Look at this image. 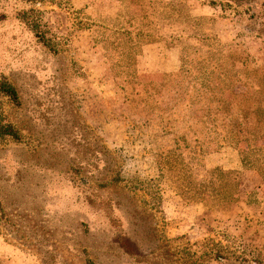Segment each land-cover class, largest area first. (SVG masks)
<instances>
[{
	"label": "rangeland",
	"instance_id": "obj_1",
	"mask_svg": "<svg viewBox=\"0 0 264 264\" xmlns=\"http://www.w3.org/2000/svg\"><path fill=\"white\" fill-rule=\"evenodd\" d=\"M150 1L119 7L71 0L69 21L54 6L33 5L55 35L59 51L52 54L20 18L30 6L0 0V83L17 95L14 104L0 92V125L19 136L0 137V264H264V221L253 222L248 207L264 203V168L249 161L255 147L238 149L240 203L227 212L183 202L169 173L158 170L156 153L171 149L173 129L184 125L172 120L189 110L182 90L152 96L162 64L177 52L159 39L141 46L129 61L125 90L117 68L121 35L110 29L121 11L132 31L150 18ZM179 1L187 17L169 33L181 29L195 47L189 38L202 31L264 59V0ZM98 19L104 30L75 24ZM245 91L234 83L218 95L228 101ZM176 146L187 154L182 141ZM119 178L137 183L128 189Z\"/></svg>",
	"mask_w": 264,
	"mask_h": 264
},
{
	"label": "trees",
	"instance_id": "obj_2",
	"mask_svg": "<svg viewBox=\"0 0 264 264\" xmlns=\"http://www.w3.org/2000/svg\"><path fill=\"white\" fill-rule=\"evenodd\" d=\"M22 1L30 6L19 14L24 25L39 44L56 54L59 50L55 35L46 28L42 19L44 11L32 6H54L63 11L68 19L72 9L71 0ZM109 3L121 7L124 0H109ZM90 5L85 3L83 7L89 8ZM109 8L112 6L109 5ZM174 8L176 14L172 12ZM150 9V18L142 20L132 31L128 30L131 27L129 19L121 11L114 14L110 29L113 33L120 31L121 35L122 59L117 68L123 88L129 89V61L141 46L152 39H159L176 50L177 58L162 64L163 81L151 86L152 96L176 94L175 91L182 90L179 96L185 97L189 110H185L179 119L172 120H179L184 125L178 130L173 129L174 133H171L174 146L164 154L163 151L156 153L158 170L160 168V172L164 170L169 173L168 182L183 202L200 204L206 210L227 212L240 203L238 190L243 170V160L238 151L240 145L255 147L249 161L252 165L264 168V146H257V143L264 142V120L258 119L256 115L257 111L264 114V59L259 64L235 44L220 43L202 31L197 30L189 38L196 42L195 47L186 44L187 36H183L181 29L169 33L171 24L181 23L187 17L182 14L183 4L179 0H151ZM75 24L85 29L102 27L99 19L91 26L80 20ZM234 83L245 85L246 91L232 95L228 101L222 100L218 91L223 88L230 90ZM0 92L16 104L17 95L13 87L0 83ZM161 112L164 115L165 112ZM157 119L161 121L159 116ZM156 129L162 135L170 133L165 132L162 126L156 125ZM155 133H158L157 130ZM0 137L19 139L8 124L0 125ZM178 140L182 141L186 155L176 146ZM161 175L158 173L159 180ZM118 180L124 181L128 189H134L130 186L132 182L137 183L132 179ZM140 183L138 186L143 188ZM248 207L252 209L253 222L264 221V203ZM253 261L254 264H260L256 259ZM86 263L91 264L88 259Z\"/></svg>",
	"mask_w": 264,
	"mask_h": 264
}]
</instances>
